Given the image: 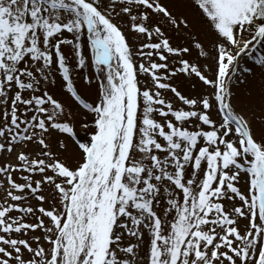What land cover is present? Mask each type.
<instances>
[{"label":"snow or ice","instance_id":"obj_1","mask_svg":"<svg viewBox=\"0 0 264 264\" xmlns=\"http://www.w3.org/2000/svg\"><path fill=\"white\" fill-rule=\"evenodd\" d=\"M0 264H264V0H0Z\"/></svg>","mask_w":264,"mask_h":264},{"label":"rangeland","instance_id":"obj_2","mask_svg":"<svg viewBox=\"0 0 264 264\" xmlns=\"http://www.w3.org/2000/svg\"><path fill=\"white\" fill-rule=\"evenodd\" d=\"M193 55H195V52L193 53ZM75 82L77 83L78 87L79 88H83V84H82V81L79 79L78 76L75 77ZM185 94H187V90L191 88V85L189 83H185ZM235 88L236 89H241V85L239 83H237L235 85ZM241 91H244L243 89H241ZM89 97L88 96H85V99H88ZM261 111H260V108H259V105L256 104L255 106L252 107V110L250 112L247 113V115L249 116H254L255 117V120H254V124L256 126L259 125V117L261 116ZM78 134L83 136V133H79L78 131ZM70 149L73 147L71 144L69 145Z\"/></svg>","mask_w":264,"mask_h":264}]
</instances>
